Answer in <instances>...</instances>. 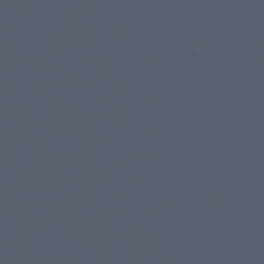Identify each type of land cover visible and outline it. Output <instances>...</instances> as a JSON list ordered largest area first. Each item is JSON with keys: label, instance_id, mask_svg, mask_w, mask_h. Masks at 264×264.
Wrapping results in <instances>:
<instances>
[{"label": "water", "instance_id": "water-1", "mask_svg": "<svg viewBox=\"0 0 264 264\" xmlns=\"http://www.w3.org/2000/svg\"><path fill=\"white\" fill-rule=\"evenodd\" d=\"M0 264H264V0H0Z\"/></svg>", "mask_w": 264, "mask_h": 264}]
</instances>
